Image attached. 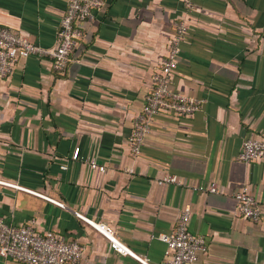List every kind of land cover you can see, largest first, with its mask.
<instances>
[{"label": "crops", "instance_id": "crops-1", "mask_svg": "<svg viewBox=\"0 0 264 264\" xmlns=\"http://www.w3.org/2000/svg\"><path fill=\"white\" fill-rule=\"evenodd\" d=\"M68 0H0V23L52 48ZM188 31L170 89L202 100L194 114L152 117L141 152L129 137L168 55L176 22ZM84 36L65 73L48 56L19 59L0 77V177L65 203L2 187L0 213L84 247L77 264H142L115 250L75 211L111 226L151 263L165 259L160 235L192 206L190 229L208 249L191 264H264V161L239 159L244 141L264 139V0H106L80 22ZM81 156L106 166L103 172ZM177 174L183 184H160ZM216 182L218 192L195 189ZM246 186L263 209L238 214ZM0 264H25L0 255Z\"/></svg>", "mask_w": 264, "mask_h": 264}, {"label": "built area", "instance_id": "built-area-1", "mask_svg": "<svg viewBox=\"0 0 264 264\" xmlns=\"http://www.w3.org/2000/svg\"><path fill=\"white\" fill-rule=\"evenodd\" d=\"M188 10L193 9V0H183ZM106 0H68L67 9L62 17L58 31L57 44L52 48L43 47L25 35L0 23V77L8 76L14 70L15 63L21 58L30 56H48L52 59L54 70L65 73L68 68L71 53L84 36L80 22L95 16L97 9L104 6ZM176 32L170 43L168 55L153 74L154 86L147 96L143 111L135 118L134 129L129 137L132 153L141 152L144 138L150 131L152 117L161 112H171L187 116L194 114L202 107V100L170 89V77L180 53V44L184 39L188 26L186 21L176 22ZM75 159L89 161L93 168L106 171V166L96 160L81 156V148L76 147ZM239 159L245 162L264 161V139L248 138L244 141ZM160 184L178 183L184 181L177 174H167L158 179ZM13 187L46 198L60 206L65 203L51 196L28 188L18 182L0 177V192L2 187ZM195 189L218 192L216 182ZM238 201V214L254 222L262 219L263 209L255 195L243 186L235 191ZM76 215L102 232L110 241L111 246L120 253L129 254L140 260L142 264H154L139 255L122 242L113 228L105 223L96 222L80 211ZM192 206L183 207L178 217L176 230L173 233H163L161 239L166 242L165 259L160 264H191L195 262L201 251L208 249L205 237L195 234L190 229ZM83 245L77 240L60 236L53 230L39 232L32 223L15 225L7 221L0 213V255L5 259H13L25 264H77L83 257Z\"/></svg>", "mask_w": 264, "mask_h": 264}]
</instances>
